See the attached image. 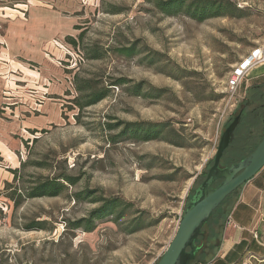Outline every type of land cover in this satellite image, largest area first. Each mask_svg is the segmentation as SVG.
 <instances>
[{
	"label": "rangeland",
	"instance_id": "obj_1",
	"mask_svg": "<svg viewBox=\"0 0 264 264\" xmlns=\"http://www.w3.org/2000/svg\"><path fill=\"white\" fill-rule=\"evenodd\" d=\"M230 1L237 9L204 20L165 14L147 0L0 2L1 35L32 10L60 23L39 48L27 44L29 53L18 41L8 61L0 43V264L159 262L226 127L241 113L221 166L246 157L264 135L263 69L234 93L227 88L233 67L264 41V0ZM146 122L156 135L123 133ZM59 175L72 179H60L59 195L28 197L33 184ZM257 175L249 199L260 238L249 243L264 257V168ZM246 190L214 211L189 264H215L235 227L230 215L249 223L236 213ZM108 200L120 203V219H95L92 231L72 226ZM260 255L237 264H264Z\"/></svg>",
	"mask_w": 264,
	"mask_h": 264
},
{
	"label": "water",
	"instance_id": "obj_2",
	"mask_svg": "<svg viewBox=\"0 0 264 264\" xmlns=\"http://www.w3.org/2000/svg\"><path fill=\"white\" fill-rule=\"evenodd\" d=\"M240 119L241 113L222 133L213 164L191 196L177 231L157 264H189L199 249L196 240L212 213L230 194L252 180L264 168V135L248 156L228 166L220 165ZM219 180L222 181L215 186Z\"/></svg>",
	"mask_w": 264,
	"mask_h": 264
},
{
	"label": "crops",
	"instance_id": "obj_3",
	"mask_svg": "<svg viewBox=\"0 0 264 264\" xmlns=\"http://www.w3.org/2000/svg\"><path fill=\"white\" fill-rule=\"evenodd\" d=\"M4 1L6 0H0V2H4ZM5 7L7 6H0L1 14H4L3 12L6 11L7 8ZM30 7H32V5ZM31 9L32 8H30V10ZM32 21L34 22L32 23V25L29 26V23ZM59 24L60 23L58 21V18L50 20L48 13L46 14L40 12L36 13V10H32V14L29 16L28 19L24 18V21L21 20V22H19L18 24L15 23L10 24L8 33L5 35L0 34V43L8 44L7 48L5 46H2V48H4V51L2 52L4 56L3 59L5 61H8L14 55L13 53L15 49L19 50V46L17 43L18 41L21 43L20 48L24 47L25 51H28V53L30 51V48L26 46L27 44H30L31 46L37 45L39 48L42 45L43 41L48 40L50 34L54 32H58L60 30ZM0 54H1V47H0ZM261 69H263L264 71V67H261ZM257 177L258 175L254 177L252 180H250L248 183H246L247 190L246 192H244V195L242 196L241 204H239L236 209V213L237 211L239 212L240 218H242L243 220L249 218V223L247 224L244 223V225H241L237 221L236 224L234 221V219L236 218L230 215L232 225L235 227L229 229L226 232L223 242L218 250L217 253L218 259L216 260L215 264L237 263L238 261H242L243 259L247 258L249 252L257 255L262 254L261 247L257 245L254 247V251H251L250 248L253 247V244L249 243L250 236L252 235L251 237H253L252 231L256 230V228L251 229V226H253V223L257 217V212L253 211V206L249 198H251L253 195H256L259 190V186L254 184V182L256 183ZM263 181L259 183L260 184L264 183ZM247 227H249V231L245 229ZM261 245L264 244L262 243ZM254 257L257 258L255 255ZM260 258H261L260 260L264 261L263 255H260Z\"/></svg>",
	"mask_w": 264,
	"mask_h": 264
},
{
	"label": "trees",
	"instance_id": "obj_4",
	"mask_svg": "<svg viewBox=\"0 0 264 264\" xmlns=\"http://www.w3.org/2000/svg\"><path fill=\"white\" fill-rule=\"evenodd\" d=\"M148 2H152L161 12L168 14V15H174L177 14L180 11H183L190 15L193 18L204 20L209 17L218 16L225 14L226 9H229V7H233L235 9L236 6L232 4L230 0H193L189 4H186L187 0H147ZM120 83V82H119ZM80 91L81 88H79ZM91 99L81 103V106L95 103L102 99L104 97V93L101 94H92ZM157 126V125H156ZM155 124L153 123H129L126 128L123 130V133L131 132L132 137L143 139L147 137L149 134L156 135V131H158L159 128H157ZM231 145V144H230ZM228 150V149H227ZM227 150L224 152L227 153ZM254 151V150H253ZM252 151V152H253ZM250 154V153H249ZM248 154V155H249ZM247 155V156H248ZM3 159L0 151V161ZM242 160V159H241ZM238 161H234L230 164L236 163ZM227 164V165H228ZM11 171L14 173L15 177L17 176L18 170L14 169ZM64 179L66 181L71 182L72 179L68 176H56L52 178H46L38 182V184H33L28 190H25L28 197H40V196H57L60 194L63 183L60 179ZM8 186L10 185L9 182L6 183ZM15 194L17 193V190H15ZM235 192V191H234ZM16 204L18 205L19 202ZM224 202V201H223ZM222 202V203H223ZM221 203V204H222ZM120 203L116 200H108L101 208L94 210L90 214V218L88 220L82 219L81 222L77 221L72 223V226L74 228L84 226L88 231H92L94 228V220L95 219H101L104 216H115L114 221L117 219H120L122 216V212L117 211L116 207ZM220 204V205H221ZM214 213V212H213ZM212 213V214H213ZM42 227V226H40ZM198 239L196 240V242ZM161 258V257H160Z\"/></svg>",
	"mask_w": 264,
	"mask_h": 264
},
{
	"label": "built area",
	"instance_id": "obj_5",
	"mask_svg": "<svg viewBox=\"0 0 264 264\" xmlns=\"http://www.w3.org/2000/svg\"><path fill=\"white\" fill-rule=\"evenodd\" d=\"M261 67H264V41L255 46L247 56L233 67L227 79L229 92L234 93L253 69ZM227 224H232L231 219L228 220ZM252 232L253 237L259 240L260 237L257 230ZM208 264H214V261Z\"/></svg>",
	"mask_w": 264,
	"mask_h": 264
},
{
	"label": "flooded vegetation",
	"instance_id": "obj_6",
	"mask_svg": "<svg viewBox=\"0 0 264 264\" xmlns=\"http://www.w3.org/2000/svg\"><path fill=\"white\" fill-rule=\"evenodd\" d=\"M226 166H228V165H226ZM221 181H222V180H219V181H218V184H219ZM216 185H217V184H216ZM216 185H215V186H216Z\"/></svg>",
	"mask_w": 264,
	"mask_h": 264
}]
</instances>
